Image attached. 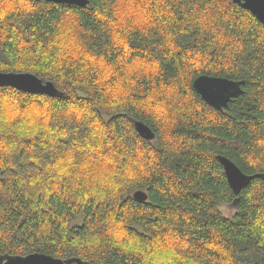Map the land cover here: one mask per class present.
<instances>
[{
	"label": "trees",
	"instance_id": "trees-1",
	"mask_svg": "<svg viewBox=\"0 0 264 264\" xmlns=\"http://www.w3.org/2000/svg\"><path fill=\"white\" fill-rule=\"evenodd\" d=\"M0 71L59 91L0 88V255L264 264V25L234 0H0ZM201 75L243 93L217 111Z\"/></svg>",
	"mask_w": 264,
	"mask_h": 264
},
{
	"label": "water",
	"instance_id": "water-1",
	"mask_svg": "<svg viewBox=\"0 0 264 264\" xmlns=\"http://www.w3.org/2000/svg\"><path fill=\"white\" fill-rule=\"evenodd\" d=\"M53 4H67L78 8H86L89 0H36ZM234 3L249 11L262 25H264V0H234ZM244 81H234L224 77L201 75L194 79L192 87L201 99L217 111H223L230 101L242 95ZM10 87L27 94L45 95L50 98L59 95L58 89L50 81H42L31 73L1 72L0 88ZM135 130L141 138L147 141L154 139V133L143 123L135 122ZM218 162L223 168L226 181L234 194L244 189L255 176L244 174L232 161L218 156ZM132 198L144 202L147 194L136 191ZM0 264H102L92 263L77 257L68 259L55 258L42 253L27 255L1 254Z\"/></svg>",
	"mask_w": 264,
	"mask_h": 264
},
{
	"label": "rangeland",
	"instance_id": "rangeland-1",
	"mask_svg": "<svg viewBox=\"0 0 264 264\" xmlns=\"http://www.w3.org/2000/svg\"><path fill=\"white\" fill-rule=\"evenodd\" d=\"M220 210L226 217H231L234 214V208L230 205H223Z\"/></svg>",
	"mask_w": 264,
	"mask_h": 264
}]
</instances>
